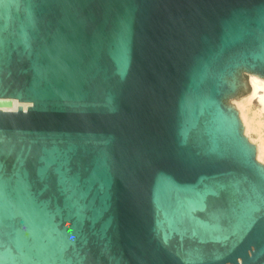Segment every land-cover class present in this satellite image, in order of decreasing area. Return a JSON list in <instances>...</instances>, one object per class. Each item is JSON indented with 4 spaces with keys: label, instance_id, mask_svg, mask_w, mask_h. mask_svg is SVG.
Wrapping results in <instances>:
<instances>
[{
    "label": "water",
    "instance_id": "1",
    "mask_svg": "<svg viewBox=\"0 0 264 264\" xmlns=\"http://www.w3.org/2000/svg\"><path fill=\"white\" fill-rule=\"evenodd\" d=\"M243 72L264 0H0V262L264 264Z\"/></svg>",
    "mask_w": 264,
    "mask_h": 264
},
{
    "label": "bare ground",
    "instance_id": "2",
    "mask_svg": "<svg viewBox=\"0 0 264 264\" xmlns=\"http://www.w3.org/2000/svg\"><path fill=\"white\" fill-rule=\"evenodd\" d=\"M248 82L251 87L246 97L237 101V109L244 126V134L251 139V134L256 136L255 145L257 148L256 157L259 161L264 162V78L256 74L249 73ZM258 99V110L249 116L247 106L254 100Z\"/></svg>",
    "mask_w": 264,
    "mask_h": 264
},
{
    "label": "rangeland",
    "instance_id": "3",
    "mask_svg": "<svg viewBox=\"0 0 264 264\" xmlns=\"http://www.w3.org/2000/svg\"><path fill=\"white\" fill-rule=\"evenodd\" d=\"M246 76H248L249 74L248 73H245V72H243ZM249 93V92H248ZM248 93H246V94H244V95H242V96H240V97H238V98H229L228 99V102H229V104L230 105H232V106H234L236 109H237V101H240L241 99H243L244 97H246L247 95H248ZM248 108H247V113L249 114V116H253V113H255L257 110H258V99H254L248 106H247ZM238 110V109H237ZM240 116V115H239ZM241 118V117H240ZM241 121H242V119H241ZM251 139L249 138V137H247L249 140H250V142H252V143H254L255 144V139H256V136H255V134L254 133H252L251 134ZM255 141V142H254ZM258 160V159H257ZM259 161V160H258ZM259 162H261V161H259ZM261 163H263L264 164V162H261Z\"/></svg>",
    "mask_w": 264,
    "mask_h": 264
},
{
    "label": "snow or ice",
    "instance_id": "4",
    "mask_svg": "<svg viewBox=\"0 0 264 264\" xmlns=\"http://www.w3.org/2000/svg\"><path fill=\"white\" fill-rule=\"evenodd\" d=\"M0 221H2V215H0ZM0 264H2V262H0Z\"/></svg>",
    "mask_w": 264,
    "mask_h": 264
}]
</instances>
